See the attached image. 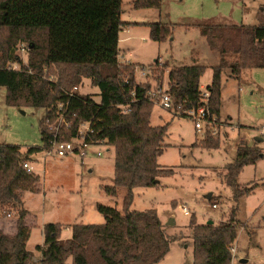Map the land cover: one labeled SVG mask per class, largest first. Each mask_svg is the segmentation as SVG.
<instances>
[{
    "label": "trees",
    "instance_id": "obj_1",
    "mask_svg": "<svg viewBox=\"0 0 264 264\" xmlns=\"http://www.w3.org/2000/svg\"><path fill=\"white\" fill-rule=\"evenodd\" d=\"M122 2L0 0V87L6 88V103L45 109L40 124L42 146L23 149L18 144L0 143V209L18 212L15 234L0 232V264H30L33 257L27 248L33 226L27 221L29 211L22 192H38L40 175L24 163L51 146L53 135L47 120L56 122L59 103L64 104L67 124L60 126L58 139L71 141L78 136L80 125L89 122L93 132L87 134L86 141L115 149L114 183L104 191L111 196L117 195L120 186L127 191L122 210L98 203L96 208L105 221L73 224L67 239H61L64 225L44 224L43 244L36 247L41 252L39 264H68L69 259L70 264H157L170 249L172 238L157 211L131 209L134 188L158 186L160 177L172 175L174 169L158 163L169 146L164 142L168 124L151 123V83L137 81L138 65L119 60L120 31L130 24H140L122 20ZM132 5L135 9H160L162 0H133ZM144 24L149 26L154 41L173 36L167 23ZM201 33L210 49L220 54L219 64L212 66L207 101L201 88L206 64L170 67L167 92L176 107L205 106L212 117L221 113L225 69L237 78L246 68H264V38L258 37L256 26L244 24H205ZM21 43L28 48L27 65L19 53ZM15 63L21 68H13ZM165 71L160 69L156 79L161 80ZM50 75L55 78L50 79ZM84 78L99 88V101L91 94L72 93ZM214 134V129L207 133L204 146L208 149L220 146ZM261 157L263 153L256 147L241 143L234 162L227 165L224 181L236 203L227 220H191L194 264H232L238 237L237 204L256 187L242 188L238 177L246 165L255 164Z\"/></svg>",
    "mask_w": 264,
    "mask_h": 264
},
{
    "label": "rangeland",
    "instance_id": "obj_2",
    "mask_svg": "<svg viewBox=\"0 0 264 264\" xmlns=\"http://www.w3.org/2000/svg\"><path fill=\"white\" fill-rule=\"evenodd\" d=\"M132 1L123 0L121 18L141 23L124 33L131 39L120 43L121 59L122 63L138 65L137 81L151 83L153 91L168 88L170 67L195 62L208 65L201 78L202 89L211 83L212 66L219 64L220 54L210 49L201 33L202 25H254L257 35L264 37V0H162L160 9H135ZM149 22L169 24L173 36L163 42L152 40L150 28L144 24ZM27 49L26 44H20L24 65L28 64ZM11 66L21 68L17 63ZM160 69L166 71L158 80ZM78 87V93L91 94L96 101L100 100L99 88L90 79L84 78ZM5 98L6 88L0 87V143L18 144L23 149L42 146L40 124L45 109L9 105ZM212 118V125L206 123L205 129L198 131L192 117L154 102L152 125L168 124L164 142L169 146L158 157V163L173 168L174 173L160 177L158 186L134 188L131 209H155L172 238L168 253L157 264H194L191 220L207 223L229 218L236 203L224 177L241 143L256 147L263 157L255 164L246 165L238 177L242 188L256 187L237 204L238 237L234 243L237 257L233 264H242V258L249 260L245 264H264V68H246L237 78L225 69L221 113ZM213 129L217 132L213 137L220 146L208 149L204 141ZM31 162L33 170L40 175V190L22 192L24 205L29 210L27 221L35 226L27 243V248L34 252L30 264H39L41 260V252L36 247L43 243L44 224L64 225L61 239H67L72 235L73 224L105 221L96 208L98 203L123 209L126 187H118L116 196L104 191L105 186L114 183L113 146H89L84 157L77 153L59 157L40 152ZM184 209L190 214H185ZM17 219V210L0 209V232L14 234Z\"/></svg>",
    "mask_w": 264,
    "mask_h": 264
},
{
    "label": "built area",
    "instance_id": "obj_3",
    "mask_svg": "<svg viewBox=\"0 0 264 264\" xmlns=\"http://www.w3.org/2000/svg\"><path fill=\"white\" fill-rule=\"evenodd\" d=\"M201 88H204L201 86ZM79 89L78 86H75L72 90V93H76ZM203 90V96L204 100L207 101V96H209V91L206 89ZM150 95L154 102H158L162 107L174 111L175 113H180L184 116L192 117L195 120V127L198 131H202L205 129V124H211L213 122V118L209 116V112L205 109V106H201L198 108H190V109H182V106L176 107L174 105L173 97L170 93L166 90H163V88L158 89L157 91H150ZM64 107L63 103H59L58 105V116L56 118V122L50 123L49 120H47V125L49 130L52 132L53 138L50 141V147L45 150L48 154H55L59 157H65L72 153L80 154L82 157H84L87 154V149L89 146L98 145V144H92L88 143L86 141V136L88 133H92L93 129L90 127L89 122L82 123L80 125L79 134L77 137L73 138L71 141H64L58 139V130L60 126L66 125L67 120L65 118V115L62 111ZM212 125V124H211ZM214 133H216V130H214ZM77 143V144H76ZM100 155L101 153L98 152ZM24 167H26L29 170H33V167L31 165V162H25ZM214 207L217 205L214 204ZM185 214H190V211L188 209H184ZM232 258L233 262L236 255V249L233 248L232 251ZM232 262V264H233Z\"/></svg>",
    "mask_w": 264,
    "mask_h": 264
},
{
    "label": "crops",
    "instance_id": "obj_4",
    "mask_svg": "<svg viewBox=\"0 0 264 264\" xmlns=\"http://www.w3.org/2000/svg\"><path fill=\"white\" fill-rule=\"evenodd\" d=\"M121 17H122V14H121ZM123 20V19H122ZM127 22H131V23H141L140 21H127ZM139 24H130V25H128V26H126L125 28H123V30H121L120 31V33H119V47H120V43H121V41L122 42H124V41H128L129 39H131L130 37L131 36H129V35H125L124 33H128V32H130V30H131V28H133V26H138ZM258 31V30H257ZM126 33V34H127ZM259 37V36H258ZM261 38H264V37H261ZM121 58H123V57H121V54H120V50H119V60L120 61H122V59ZM124 60V59H123ZM193 60H196V58H193ZM202 86V85H201ZM203 87V86H202ZM32 163V162H31ZM32 165V164H31ZM33 167V166H32ZM26 208V207H25ZM27 209V208H26ZM28 210V209H27ZM29 211V210H28ZM35 227V226H34ZM33 227V228H34ZM32 228V229H33ZM32 231L33 230H31V233H32ZM16 232V231H15ZM5 233H7V231H5ZM15 234V233H14ZM13 235V234H12ZM31 236V235H30ZM30 239V238H29ZM44 241V240H43ZM28 243V242H27ZM41 244H43V243H41ZM30 250V249H29ZM32 251V250H31ZM33 252V251H32ZM33 257H34V252H33ZM248 262H249V260H248Z\"/></svg>",
    "mask_w": 264,
    "mask_h": 264
},
{
    "label": "water",
    "instance_id": "obj_5",
    "mask_svg": "<svg viewBox=\"0 0 264 264\" xmlns=\"http://www.w3.org/2000/svg\"><path fill=\"white\" fill-rule=\"evenodd\" d=\"M211 196H212V195H209L208 197L211 198ZM208 223H213V221L210 220V221H208ZM240 262H241L242 264H245V263L248 262V259H247V258H242V259L240 260Z\"/></svg>",
    "mask_w": 264,
    "mask_h": 264
}]
</instances>
